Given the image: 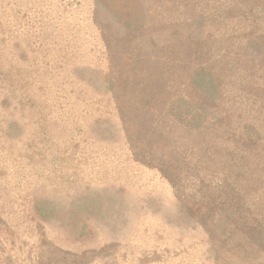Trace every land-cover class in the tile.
<instances>
[{
	"label": "rangeland",
	"instance_id": "rangeland-1",
	"mask_svg": "<svg viewBox=\"0 0 264 264\" xmlns=\"http://www.w3.org/2000/svg\"><path fill=\"white\" fill-rule=\"evenodd\" d=\"M0 264H264V0H0Z\"/></svg>",
	"mask_w": 264,
	"mask_h": 264
}]
</instances>
